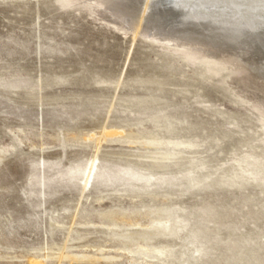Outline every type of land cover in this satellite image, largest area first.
<instances>
[{
  "label": "rangeland",
  "instance_id": "rangeland-1",
  "mask_svg": "<svg viewBox=\"0 0 264 264\" xmlns=\"http://www.w3.org/2000/svg\"><path fill=\"white\" fill-rule=\"evenodd\" d=\"M90 5L0 0V264H264V190L213 184L241 181L245 154L264 164V77L222 51L203 80L184 50ZM150 92L157 104L132 107ZM163 113L177 146L135 137ZM166 213L172 232L153 235Z\"/></svg>",
  "mask_w": 264,
  "mask_h": 264
},
{
  "label": "bare ground",
  "instance_id": "bare-ground-1",
  "mask_svg": "<svg viewBox=\"0 0 264 264\" xmlns=\"http://www.w3.org/2000/svg\"><path fill=\"white\" fill-rule=\"evenodd\" d=\"M62 1L70 6L75 4H91L94 9L96 8L95 11L97 13L108 10L117 17V20L124 27H132L135 34L141 33L144 37L155 38V40H161L172 48L184 50L183 53L195 63L196 68L192 70V73L194 75L197 74L203 80L212 73L218 74L222 69L223 65L218 67V64L215 62L216 58H213L214 55H222V51H227L233 57L244 61L256 77H264V0H167L166 3H169L168 8L158 4V0H144L142 2L140 0ZM170 66L168 64L166 67L170 68ZM147 84H156L155 89L157 91H164L162 83L157 80L152 81V79H135L130 86L135 87ZM148 89H151V87ZM157 100L158 97L150 92L147 99H134L131 103L133 104L132 107L136 109H146L157 104ZM168 118L169 115L163 113L149 119L155 129L161 128L160 130H162L163 135H159L157 130L154 129V131H149L144 136H141V133L136 131L135 137L146 138L149 146H154L158 149H162L171 143H173V147L177 146L178 142L170 140L174 135V128L171 127L172 122L170 123ZM160 121L163 122V125ZM157 122L162 126H159ZM193 146L194 144L191 142L187 145L190 149ZM96 157L91 160L85 174V183L83 185L85 187L93 175ZM179 158H181L180 152L175 150L163 156V160L172 162L175 165H177V159L179 160ZM193 159L195 158H192L189 162L190 166H196V159L194 161ZM154 163L159 168H168L167 165H162L158 161ZM235 163L233 164L237 168L234 170L238 171L235 172V178L241 181L236 182L237 180L230 177L234 174L230 175L229 178H225L221 174L222 176H218L219 179L215 180L213 184H216L217 187H227L234 184L241 186L244 181L248 182L252 180L253 185L258 187L259 191L260 189L264 190L263 163L250 154H245L241 159L235 160ZM228 170L227 168V172H229ZM188 174H190L187 177V179L189 178V186L198 183L191 180L194 179L195 171L189 170ZM211 175V173H205L202 177L203 179L199 180V183L206 186L210 185L213 181ZM130 177V182L132 183L140 179L135 174H131ZM144 182L149 183L150 181L147 179ZM153 183L151 187L157 185ZM125 184L130 185L129 182ZM198 186L200 185L198 184ZM171 222L172 217L166 213L161 226L153 228V235L159 232L171 233L172 229L169 226ZM165 249L162 247L153 249L136 248V252L140 254L145 252L147 254V252L151 253L154 251L155 253L163 254ZM167 253L169 254V252Z\"/></svg>",
  "mask_w": 264,
  "mask_h": 264
}]
</instances>
